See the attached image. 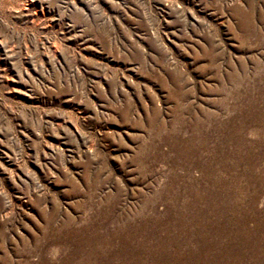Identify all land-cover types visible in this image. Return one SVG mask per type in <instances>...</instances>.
I'll return each mask as SVG.
<instances>
[{"label":"rangeland","instance_id":"rangeland-1","mask_svg":"<svg viewBox=\"0 0 264 264\" xmlns=\"http://www.w3.org/2000/svg\"><path fill=\"white\" fill-rule=\"evenodd\" d=\"M0 264H264V0H0Z\"/></svg>","mask_w":264,"mask_h":264}]
</instances>
